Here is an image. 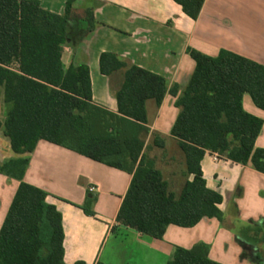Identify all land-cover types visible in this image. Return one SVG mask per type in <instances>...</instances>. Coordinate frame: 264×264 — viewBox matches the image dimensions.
<instances>
[{"label":"trees","instance_id":"16d2710c","mask_svg":"<svg viewBox=\"0 0 264 264\" xmlns=\"http://www.w3.org/2000/svg\"><path fill=\"white\" fill-rule=\"evenodd\" d=\"M197 20L205 0H174ZM78 19L67 3L63 16L42 9L40 0H0V85L9 105L0 130L17 154L32 153L47 141L132 175L118 222L143 235L163 239L171 225L192 228L204 218L223 219V197L207 187L202 169L206 153L240 165L251 163L264 174V149L257 148L264 121L245 111L249 94L264 111V65L222 50L217 57L194 49L196 62L189 83L179 86L164 77L103 53L100 70L113 80L119 112L96 105L88 66L64 68L63 46L70 22ZM86 32L95 28L92 10L85 12ZM122 76L118 88L114 78ZM177 97L180 110L171 135L192 176L179 195L169 191L163 173L149 157L147 138L157 147L164 140L148 127L146 104L160 106L166 95ZM28 159L0 164V173L20 185L0 230V264H66L63 217L47 202L48 193L25 183ZM95 199L84 211L92 216ZM210 248L198 244L177 248L168 264H220L210 259ZM76 264H84L78 262Z\"/></svg>","mask_w":264,"mask_h":264},{"label":"crops","instance_id":"0c3cea01","mask_svg":"<svg viewBox=\"0 0 264 264\" xmlns=\"http://www.w3.org/2000/svg\"><path fill=\"white\" fill-rule=\"evenodd\" d=\"M69 1L78 19L70 22L63 46L64 68L88 66L94 103L115 114L119 107L113 80L100 70L103 53L116 54L164 77L170 87L179 86V93L196 68L188 54L190 48L210 57L227 50L264 65V0H205L197 20L187 16L174 0L40 3L43 10L63 16ZM87 10H92L95 18L91 32H86L83 20ZM176 101L177 97L167 94L160 106L154 100L147 102L148 127L162 137L165 147H157L153 135L147 138V145L151 147L148 155L162 171L169 191L179 195L193 177L186 175L185 156L171 135L180 113ZM243 106L264 121V111L249 94L244 96ZM8 111L5 86L0 85L3 125ZM256 147L264 149V126ZM25 158L29 164L23 181L48 193L47 202L63 217L66 264H168L177 248L189 250L198 244L207 245L210 259L220 264H264V174L251 163L215 161L206 153L204 178L207 187L223 197L219 205L223 219L204 218L192 228L171 225L159 240L117 220L132 181L130 173L47 141H40L32 153L17 154L1 129L0 164ZM162 161L171 167L170 175H165ZM19 185V181L0 173V230ZM91 187L97 191L91 192ZM87 198L95 199L92 216L83 209Z\"/></svg>","mask_w":264,"mask_h":264},{"label":"rangeland","instance_id":"374dc122","mask_svg":"<svg viewBox=\"0 0 264 264\" xmlns=\"http://www.w3.org/2000/svg\"><path fill=\"white\" fill-rule=\"evenodd\" d=\"M121 76V75H120ZM122 77V76H121ZM121 77H117L115 78L114 80V87L115 88H118L120 86V82H122V78ZM121 80V81H120ZM151 156V155H150ZM161 167L163 168L164 172H165V175H170L171 174V167L168 165V162L167 161H162V164H160Z\"/></svg>","mask_w":264,"mask_h":264},{"label":"built area","instance_id":"2783aa9c","mask_svg":"<svg viewBox=\"0 0 264 264\" xmlns=\"http://www.w3.org/2000/svg\"><path fill=\"white\" fill-rule=\"evenodd\" d=\"M211 155L213 156V158H214L215 161L221 160V157L218 154H212L211 153ZM90 191L91 192H96L97 191V188L96 187H91L90 188Z\"/></svg>","mask_w":264,"mask_h":264}]
</instances>
